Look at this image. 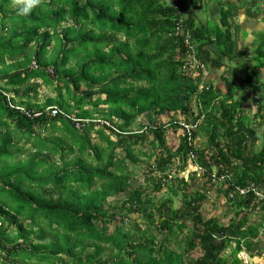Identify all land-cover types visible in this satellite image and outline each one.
Listing matches in <instances>:
<instances>
[{"label": "trees", "instance_id": "1", "mask_svg": "<svg viewBox=\"0 0 264 264\" xmlns=\"http://www.w3.org/2000/svg\"><path fill=\"white\" fill-rule=\"evenodd\" d=\"M9 3L0 0V264H6L4 258L16 264H96L85 252L91 247L98 256L105 246L118 253L102 264H244L239 253L263 257L264 235L258 237V232L264 217L255 221L243 216L226 225L208 218L201 212L207 194L190 189L173 173L184 170L192 150L216 197L234 208L231 217L250 208L257 211L252 191L239 195L238 190L262 191L264 185V134L255 150L260 137L253 128L264 120V101L252 89L258 80L253 69L264 68V35L239 81L221 72L222 59L241 56L228 3L219 7L218 25L199 27L197 0H41L28 17L16 16ZM176 29H181L179 35ZM51 45L55 56L47 59ZM206 45L213 52L203 49ZM41 84L54 85L56 96L39 102ZM15 101L40 115L29 118L10 108L8 102ZM246 101L255 106L252 116ZM52 106L89 122L77 130L62 116H47L45 110ZM151 113L159 118L156 125L148 120ZM175 115L197 124L193 145L171 123L177 121ZM139 116L148 122L132 132ZM164 117L172 119L162 124ZM57 125L70 134L67 150L48 148L35 134ZM168 127L181 132L176 143H166ZM92 132L105 143L103 148L90 144ZM200 133L207 137L204 147L195 146ZM22 139L30 144L24 152L31 156L14 162L21 149L13 142ZM141 144L149 152L134 154ZM207 146H212L211 155ZM58 152L62 164L54 169L46 154ZM74 152L78 155L65 161ZM135 155L149 162L144 174L150 194L131 185L134 173L126 160L136 162ZM169 172L172 179L166 177ZM160 193L166 196L153 203ZM122 194L124 201L109 203ZM131 212L145 218L142 230H124ZM113 222L122 227L110 229ZM5 225L18 232L6 235Z\"/></svg>", "mask_w": 264, "mask_h": 264}, {"label": "rangeland", "instance_id": "2", "mask_svg": "<svg viewBox=\"0 0 264 264\" xmlns=\"http://www.w3.org/2000/svg\"><path fill=\"white\" fill-rule=\"evenodd\" d=\"M185 1H188V0H185ZM189 1L190 2L192 1V3L196 2V0H189ZM80 2H81V0H80ZM164 2L167 3L168 0H164ZM234 3H235V5H237L236 6L237 10H239V7L242 8L241 11H244V9H247V8L252 10L250 8L251 5L256 4V8L253 9L252 12H256L259 15H261V13H262V9H261L262 7H260V4L257 5L258 3L256 1H253V0H234ZM239 16L240 15H237V19H236L237 21L240 20ZM261 18H263V17L259 16V19H261ZM233 20L234 19L232 16V21ZM234 22H236V21H233V23ZM33 47H34V45H33ZM53 49H54V45H51L49 47L48 53L46 55L47 59L53 58L55 56ZM71 63H69V64H71ZM226 77L232 78V76H230V75H226ZM0 85H1V83H0ZM54 88H55L54 85H52V86L48 85L47 86V85L41 84L40 87L38 88L39 96L37 97V100L39 102H42L47 97H51V98L55 97L56 94H55ZM93 99H96V96ZM14 103L19 104V102H17V101H15ZM245 107L247 108L248 106L245 105ZM90 108L91 107H87L86 109H90ZM101 108L104 109V106H98V109H101ZM192 108H196V106L192 105ZM249 113H250V111L248 112V114ZM250 114L252 116L254 113L251 112ZM179 117L180 116L175 115L174 119L177 118V120H179ZM171 119L172 118H170V117L161 118L163 123H168L169 121H171ZM148 120H149L151 125H156L159 122L158 117L155 118L154 114H152V113H151V116L149 114ZM147 122H148L147 117L139 116L134 121L130 130L132 132L143 130L144 126H146ZM253 128L256 129V131H258V135L260 137V139L256 142V147H255V150H259L261 145H262V141H263L262 137L264 134V120L258 119L255 122ZM35 134H38V137L40 138V140H42L45 143V145H47L48 148L53 147L55 145V146H63V147H65V150H67V146L71 145L70 134L65 129H63L62 125H57L55 128L48 127L47 129H45V130L41 129L40 131L35 130ZM165 137H166V143L167 144H172L175 140L176 141L174 143H176L178 140V137H181V132L179 130L175 131L174 128L168 127L167 131L165 132ZM110 138L113 139L112 136ZM206 140H207L206 136H204L201 133L198 134L196 136V139H195V146L196 147L206 146ZM13 143H14V145H16L17 147H19L21 149V152L19 153L18 157L13 160L14 162L17 160L22 161V160L26 159L27 157L31 156V154H30L31 151L24 152V149H30V144L24 143V139H22L20 141L13 142ZM90 144L92 146L98 145L101 148H103L105 146V143L102 141H99L98 138L96 137V134L93 132L90 134ZM175 145H177V144H175ZM72 147H73V149L75 148L74 146H72ZM207 148L209 149L207 152V155H211L213 153L212 146H209V147L207 146ZM137 151L149 152V146L146 144L137 145L133 149L134 154H136ZM123 154L124 153L121 151L118 152L119 156H121ZM74 155H78L77 152H74L73 155L67 156L65 158V161H69ZM46 156H47V158H46L47 163L49 165H52L54 169H55V167L61 166L62 162H61V158H60V152H58L55 155H47L46 154ZM135 156L137 158L136 162H131L130 159H129L130 161L126 160L127 167L134 173V175L131 179V185L134 188L141 187L142 189H148L147 190L148 194H150V193H152L150 190L151 189V183H149V180H147V177L144 174V172L149 168V165H148L149 162L147 161V159L145 157H141L138 155H135ZM83 157L86 158V161L88 163L95 165V162L93 160L94 159L93 156L88 157L87 154L85 153L83 155ZM188 184H189L190 189L198 190L200 193L207 194V200L203 203V205L201 207L202 208L201 212H203L204 215L208 218L209 217L219 218V220L221 221V224H223V225H226L229 222L232 224H235L237 222V220L243 216L249 218L250 220H255V221L259 220L260 216L264 217L263 216L264 211L258 205H257V211L258 212L256 211V207H255L252 210H250L251 208L249 210H242L241 213H239L235 216L233 215L231 217V212L234 208H232L228 205L225 198L216 197L214 186L210 185V183L207 182L206 179L203 178L202 175H200L199 177H198V175H195L194 178H192V179L189 178ZM166 186H167L166 187V190H167L169 187V184H167ZM261 189H262L263 194H264V185L261 187ZM262 191H259V192L261 193ZM162 194H163V196H166V193H160L158 195H155L153 203H157L158 198H160V196ZM125 196H126V194H122V196H120L118 198L110 197L108 200H109V203H112V202L119 203L121 201H124ZM151 199L153 200V198H150V200ZM232 199L234 200V196H232ZM178 204H179V201L177 199L176 200L174 199V206L177 207ZM144 208H146L145 205L143 207H141V210H143ZM226 215H228L227 218L225 217ZM126 216H127V218H126L127 222H126V224H123L125 231H130V230H135V229L142 230L144 228L146 221H145V218L143 217V215H141V212H137V213L131 212V213H128ZM155 222H156V220H155ZM27 225H28L27 223H24V227H27ZM112 225L113 226L115 225V227H117L119 229L122 227L120 225V223L118 224V223L113 222L110 225V229H112V227H113ZM4 228L6 230V235H8V236L14 235L18 232L14 227L7 228V226L5 225ZM36 228L37 227H34V229H36ZM262 235H264V223L262 225V228L258 232V237H261ZM33 243H37V242L33 240ZM28 248H30V247H28ZM85 253L91 259V261H93L94 263L102 264L104 259H107V263L109 262V259H114L118 252L116 249H110L108 246H105L103 253H101L98 256H95L93 254V249L91 247L88 248ZM123 256L125 258H129L127 256V252H124ZM238 256L240 259L243 260V262L246 261V262H244V264H264V255H263V257L253 258L251 260H248L245 256V254H243V253H239ZM1 257H4V255L0 254V258ZM12 260L16 261L15 259H12V258H4L3 262H5L6 264H16V262L12 263ZM31 261L33 262V264H35L36 260H31ZM0 263H1V261H0ZM17 263L20 264V263H22V261L19 260ZM25 263H28V261H25Z\"/></svg>", "mask_w": 264, "mask_h": 264}, {"label": "crops", "instance_id": "3", "mask_svg": "<svg viewBox=\"0 0 264 264\" xmlns=\"http://www.w3.org/2000/svg\"><path fill=\"white\" fill-rule=\"evenodd\" d=\"M256 1L260 7H262V13L261 15L257 14L256 12H252L253 9L256 8V4L251 5V9H244V11H241L242 8L239 7V10H237V5H235L234 0H197L198 9L194 12L195 17V25L197 27L200 26V24H208L211 23L213 25L219 24V7L221 5H225L226 3L230 4L231 6L227 7L231 10V18L229 19V22L233 25V33H235V41L237 44V51L241 54L240 57L233 61L222 59V67L221 72H224L225 75H230L234 79H239V81H242L245 79L248 70L252 64V57H253V50L254 48L259 44V40L264 35V0H253ZM196 3V4H197ZM237 15H240V20L237 21ZM236 21L233 23L232 21ZM259 16L263 17L259 19ZM203 49L213 52V46L212 45H206L203 47ZM253 66V65H252ZM254 75L257 76L258 80L253 81L255 82L253 86V90L257 96L259 97V100L261 102L264 101V68H254L253 72ZM212 76V73L210 75V78ZM219 76H215L213 80L218 79ZM230 78V77H229ZM231 79V78H230ZM212 80V81H213ZM258 81V82H257ZM236 95V92H234ZM11 95V93H9ZM241 95H239L240 97ZM245 105L248 106L246 108L247 113L250 111L254 112L255 106H252V104L249 101L245 102ZM248 258V257H247ZM249 259V258H248ZM251 260V259H249Z\"/></svg>", "mask_w": 264, "mask_h": 264}, {"label": "clouds", "instance_id": "4", "mask_svg": "<svg viewBox=\"0 0 264 264\" xmlns=\"http://www.w3.org/2000/svg\"><path fill=\"white\" fill-rule=\"evenodd\" d=\"M40 4H41V0H10V3H9L8 6H9V8L14 9V12H15V15H16V16H19V17H28V16H30V15L32 14L33 10L36 9ZM33 65H34V63H33ZM6 96L9 97L10 95H7V94H6ZM8 104H9V107L12 108V109H15L16 107H18V108H23L22 106H19L18 104L13 105V104L10 103V102H8ZM11 106H12V107H11ZM50 108H56V109H58L59 111H61L65 116L62 115V114H56V115L62 116V117H64L65 119H67L68 121H70V122L72 123L73 127L76 128L77 130H78V129L81 130V129L83 128V124H87V123L89 122V120H85V119H77V118L74 117L73 115H69V114L65 113L64 111L60 110V109L57 108V107L52 106V107H50ZM23 109H24V108H23ZM15 110H17V109H15ZM24 110H26V109H24ZM17 111H19V110H17ZM26 111H28V110H26ZM19 112H20V111H19ZM30 112H33V111H30ZM20 113H21V112H20ZM33 113H38V112H33ZM45 113H46L47 116H51V117L56 116V115H51V113H50V109H49V108H47V109L45 110ZM22 114H23V113H22ZM23 115H24V114H23ZM25 116H26V115H25ZM36 117H37V116H36ZM32 118H35V117H32ZM71 119H74V120L77 121V123H78V128L75 127V122L72 121ZM158 119H159V118H158ZM176 120H177V118H176ZM160 121H161L162 124H166V123H163V121H162L161 119H160ZM174 122H182V121L177 120V121H172V122H171L174 126H175V125L177 126V124H175ZM100 125H106V126H109V123L106 122V121H100ZM116 132H117V131H116ZM134 132H136V131H134ZM137 133H138V132H137ZM188 145H189V144H188ZM190 145H193V142H192V144H190ZM189 152H191V153L193 154V158H192V159H190L189 156H188V153H189ZM188 153H187V164H186V167L184 168V170H183V171H179V172H177V173H173V176L178 177V178H182V179H184L185 182H188V180H189L191 174H194V176H195V175H198V177H199L200 175H203V174H204V170L195 164V155H194V152H193L192 150H190V151H188ZM167 176H171V179L173 178L171 172L167 173V174H166V177H167ZM193 178H194V177H193ZM261 194H263V193L261 192ZM263 195H264V194H263ZM253 201H255V203H256L261 209H263V211H264V206H263V204H262L261 201L259 202V201L256 200L255 198H254ZM260 205H262L263 208H262ZM263 214H264V212H263ZM243 254H245V253H243ZM245 256H246V258H247V255H246V254H245ZM247 259H248V258H247ZM248 260H249V259H248ZM244 262H246V261H244Z\"/></svg>", "mask_w": 264, "mask_h": 264}, {"label": "built area", "instance_id": "5", "mask_svg": "<svg viewBox=\"0 0 264 264\" xmlns=\"http://www.w3.org/2000/svg\"><path fill=\"white\" fill-rule=\"evenodd\" d=\"M181 32V29H176V32L175 34L179 35V33ZM188 40H184V44H188ZM12 107V106H11ZM15 109L19 110L21 113H23L24 115H26L27 117L29 118H32V117H36L38 115H40V113H33V112H30V111H26L24 110L23 108H18L16 107ZM50 109V113L51 115H56V114H62L64 115L61 111H59L58 109L56 108H49ZM65 116V115H64ZM72 121L75 122V127L78 128V123L76 120L74 119H71ZM175 124H177L179 127H180V131L182 132L183 135H185L187 141H188V144H192L191 142V135H192V129H194L196 127L197 124H187L185 122H174ZM188 156L190 159L193 158V154L191 152L188 153ZM169 179H171V176H167ZM246 190H251L253 195H254V198L256 200H258L259 202L261 201L263 206H264V195L261 194L257 189L253 188V187H249L248 189H239L238 190V194L239 195H243L245 194Z\"/></svg>", "mask_w": 264, "mask_h": 264}]
</instances>
